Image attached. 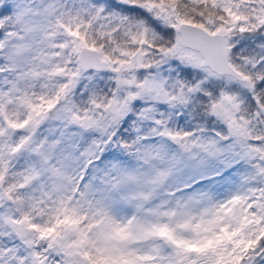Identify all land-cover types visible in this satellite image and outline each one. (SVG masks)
<instances>
[{
    "label": "snow or ice",
    "instance_id": "6c2138e0",
    "mask_svg": "<svg viewBox=\"0 0 264 264\" xmlns=\"http://www.w3.org/2000/svg\"><path fill=\"white\" fill-rule=\"evenodd\" d=\"M0 264H264V0H0Z\"/></svg>",
    "mask_w": 264,
    "mask_h": 264
}]
</instances>
